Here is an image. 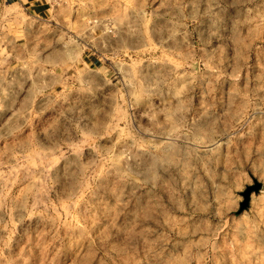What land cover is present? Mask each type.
<instances>
[{
	"label": "rangeland",
	"instance_id": "obj_1",
	"mask_svg": "<svg viewBox=\"0 0 264 264\" xmlns=\"http://www.w3.org/2000/svg\"><path fill=\"white\" fill-rule=\"evenodd\" d=\"M50 2L80 68L0 76V264H264V0Z\"/></svg>",
	"mask_w": 264,
	"mask_h": 264
},
{
	"label": "crops",
	"instance_id": "obj_2",
	"mask_svg": "<svg viewBox=\"0 0 264 264\" xmlns=\"http://www.w3.org/2000/svg\"><path fill=\"white\" fill-rule=\"evenodd\" d=\"M52 13L53 5L50 0H0V76L20 75L29 67L36 79V90H39L38 87L48 88L47 84L40 82L43 79L42 74H53L55 84L64 87L75 80L79 65L76 68L68 66L60 70L58 67H49L48 64L44 67L38 62L40 59L52 57L55 53H62L42 49L44 42L42 30L44 25L48 26L52 22ZM104 37L100 46L106 47L110 39L107 35ZM106 59V54L95 56L94 52L82 53L78 64L83 65L81 68H87L88 71L97 69L106 87L110 74L109 68L105 66Z\"/></svg>",
	"mask_w": 264,
	"mask_h": 264
},
{
	"label": "water",
	"instance_id": "obj_3",
	"mask_svg": "<svg viewBox=\"0 0 264 264\" xmlns=\"http://www.w3.org/2000/svg\"><path fill=\"white\" fill-rule=\"evenodd\" d=\"M259 185H257L255 187V189H259ZM250 193H251V188H249L246 192H245V199L242 201L241 206H240V210H243L245 208H247L249 206L250 203Z\"/></svg>",
	"mask_w": 264,
	"mask_h": 264
}]
</instances>
